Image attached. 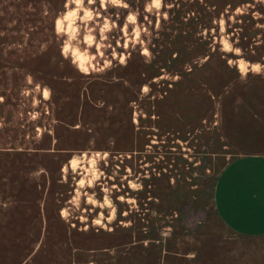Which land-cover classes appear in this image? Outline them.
Segmentation results:
<instances>
[{
    "label": "rangeland",
    "instance_id": "374dc122",
    "mask_svg": "<svg viewBox=\"0 0 264 264\" xmlns=\"http://www.w3.org/2000/svg\"><path fill=\"white\" fill-rule=\"evenodd\" d=\"M131 58L156 74L122 106ZM59 69L65 85L45 72ZM60 125L90 145L54 148ZM250 152L264 153V0H0L4 236L6 219L26 234L17 220L53 218L50 188L65 222L38 230L29 264H264V236L214 206L223 167Z\"/></svg>",
    "mask_w": 264,
    "mask_h": 264
},
{
    "label": "trees",
    "instance_id": "16d2710c",
    "mask_svg": "<svg viewBox=\"0 0 264 264\" xmlns=\"http://www.w3.org/2000/svg\"><path fill=\"white\" fill-rule=\"evenodd\" d=\"M224 64H226V66L228 68H230V65L228 64L227 60H224ZM128 65H131V70L132 71H128L127 73H125L124 75L118 76V80H116L113 83L114 86V101L116 103H118V105H126L128 103V101L133 99V94L132 97L130 95L131 92V88L134 89L135 86H138L140 84H143L146 80L145 78H147L148 76L151 77L153 75H155L156 73H150L151 71L155 72L153 69V67L150 65H148L147 63L143 62V61H137L134 58H131L130 60H128ZM39 67H36L35 69H33V72L39 70V71H44L42 68L39 69ZM51 69V66H46L45 69ZM126 68H130V67H126ZM62 69H59L57 71V73L52 72L51 70H46V74H52L54 76L58 77V80H61L62 85H65V72H62ZM150 73V74H149ZM148 74V76H147ZM147 76V77H146ZM148 77V78H149ZM44 78V77H43ZM47 83L51 86V84H53L51 82V80H47V78H44ZM67 83V82H66ZM180 83V82H177ZM60 89H61V85H60ZM61 91V90H60ZM130 95V96H128ZM68 124V123H67ZM122 127L125 125V123H121L120 124ZM60 129H65L63 126L60 125V127H56V140H55V147L54 148H64V149H69V150H74V149H83L88 147L89 144V138L87 137H83V138H73L70 140H63L59 134H57V132ZM97 131V129H95ZM134 140L133 138L131 139H126L121 143V148L119 149H128L132 146ZM118 141L115 140V143L112 145L115 146L114 149L118 148ZM95 145V147H108L109 145L106 144V142L104 140H102L101 138H94L93 139V143ZM62 145V146H61ZM117 147V148H116ZM36 148H38V146H36ZM70 154V153H69ZM69 154L67 155H63L61 157H59L58 161H57V168H59L61 166V164L63 163V161H65L66 159L69 158ZM49 170V167H46ZM54 189L50 188L48 190L49 196L48 198L52 199V205H53V210H50V205H49V201L44 202V208L46 210V214L48 215V213L53 212L54 216L52 219H50V216H46V221H45V226L43 225V227H35L36 224H38L39 221H23V220H17V223L21 224L23 226V228L21 229H25L26 227H29V229L27 230L29 233H19V231L14 230L16 223L6 219L5 223L6 224V231L8 232H13L12 234H10L8 237H5L4 232H3V224L4 222L1 221L0 218V264H29L31 263V260H34L36 254H33L32 256V241L34 240V238L39 236V232L38 230H40V232L42 231V229H45L46 231H50V230H56L61 228V230H64V226L63 224L65 223L64 220L62 219L60 212H59V208L61 203L58 202L56 199H59L57 197L53 196L54 193ZM45 200V199H44ZM60 200H62L60 198ZM25 224H28L27 226H25ZM30 225V226H29ZM9 244L10 247L9 249H4L6 247V245ZM25 248V251L23 250ZM22 250L24 252H22ZM30 261V262H29Z\"/></svg>",
    "mask_w": 264,
    "mask_h": 264
},
{
    "label": "crops",
    "instance_id": "0c3cea01",
    "mask_svg": "<svg viewBox=\"0 0 264 264\" xmlns=\"http://www.w3.org/2000/svg\"><path fill=\"white\" fill-rule=\"evenodd\" d=\"M218 217L234 233L264 236V153L239 154L220 172L214 190Z\"/></svg>",
    "mask_w": 264,
    "mask_h": 264
},
{
    "label": "clouds",
    "instance_id": "9594fccd",
    "mask_svg": "<svg viewBox=\"0 0 264 264\" xmlns=\"http://www.w3.org/2000/svg\"><path fill=\"white\" fill-rule=\"evenodd\" d=\"M158 6V5H157Z\"/></svg>",
    "mask_w": 264,
    "mask_h": 264
}]
</instances>
